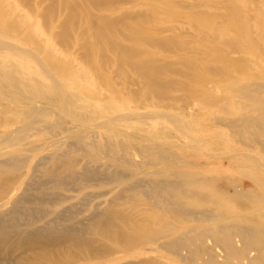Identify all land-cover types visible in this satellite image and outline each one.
<instances>
[{
  "label": "bare ground",
  "instance_id": "6f19581e",
  "mask_svg": "<svg viewBox=\"0 0 264 264\" xmlns=\"http://www.w3.org/2000/svg\"><path fill=\"white\" fill-rule=\"evenodd\" d=\"M158 4L187 6L213 24L205 31ZM185 28L196 40L172 33ZM10 31L34 47L0 42L33 55L31 64L0 56L8 104L0 102V264H264V163L233 145L202 155L237 162V177L187 160L181 152L204 137L171 109L181 98L174 78L142 49L219 57L216 73L250 103L237 117L222 107L215 123L264 153L263 73L233 77L264 62V0H0V34ZM36 34L53 41L42 57ZM188 78L180 90L206 80ZM209 136L225 139L220 130ZM104 183L117 187L91 190Z\"/></svg>",
  "mask_w": 264,
  "mask_h": 264
},
{
  "label": "rangeland",
  "instance_id": "374dc122",
  "mask_svg": "<svg viewBox=\"0 0 264 264\" xmlns=\"http://www.w3.org/2000/svg\"><path fill=\"white\" fill-rule=\"evenodd\" d=\"M156 9L158 10H163V11H169L170 13H175L178 14L180 17L181 22H189L188 18L193 17L194 20H196V24H198L203 30L207 31V23L208 18L205 15H196L195 13H191V11L185 7H171L170 5L167 4H158L157 6L154 5ZM183 6V5H182ZM39 6V8H41ZM219 19H223L222 15L217 16ZM207 20V21H204ZM200 21V22H199ZM206 24H204V23ZM151 23H157V22H150ZM203 23V24H202ZM213 24V22H211ZM185 24V23H184ZM35 22L31 21L27 26H34ZM159 27L163 26H169V27H174V23H157ZM188 25V24H187ZM185 25V26H187ZM140 26V25H139ZM172 33L176 36L179 37L180 39H191V40H196L194 35L189 33L188 31H179V30H172ZM36 40L41 44V49L37 52L39 57H42L46 54L48 51V46L52 44V40L46 38L45 36L41 34H36ZM11 42L14 43V46L24 50V51H29L34 47V41L30 40L29 37H27L26 33L24 32H8L0 34V42ZM205 43V42H204ZM142 49L146 52L145 54L148 55H153L154 58L152 60L153 64L155 66L158 65H165L166 66V72L167 74L170 75V77L173 79L174 78V89H176V96L181 97L177 101L174 102L172 106V110H175L176 112L180 113L182 111L185 112L184 114V121L188 124H190L191 127H193V134L197 137H204L203 143L200 146H197L195 150L193 151H182L181 153L185 154V158L189 161L192 162H200L201 164L205 165L204 167H224V168H229L227 172L230 173L232 177H237V174L232 171L231 168H239L238 163L231 160H225V159H214L212 157L208 156H203V153H213V152H218V151H227L231 148V145L233 147L239 148L243 152L246 153L249 157H253L255 159H258L261 161V163H264V153L260 147H252V146H247V145H241L235 143L231 138L228 137V131L226 128L223 126H220L215 123V120L220 117L221 115H226L223 113L224 110H222V107H226L229 112L227 113L226 116L228 117H237L240 115V113L243 111V106L244 104L247 105L250 103L249 100H243L239 103L238 101V95H236L235 92L232 91V86L227 85L225 83L226 77H224V74H217L216 71L214 70V67H218L220 63L219 57L213 54H203L200 53L196 50L192 49H185L182 51H178L175 53H165V52H158L155 47L149 44H144L142 45ZM53 50L58 51V48L56 46L53 47ZM31 54V53H30ZM0 56L6 57L9 59H15L20 62V59H23L26 61V63L31 64L32 62V57L26 53V52H20L16 50L15 48L12 49H0ZM133 59L129 58L126 61V65L129 64L131 61H134L135 58L132 57ZM137 59V58H136ZM176 60V62H171V64H168L169 60ZM195 59L197 61V66L196 67H191L187 64H185V60H192ZM221 67V66H219ZM126 69L129 70V67L126 66ZM212 69V70H211ZM230 74H235L233 71H229ZM263 73L264 76V62H260L257 65L251 66L250 68L244 69L242 72L238 73L237 76H234V83H240L248 79H254V78H261V74ZM197 75L199 74L200 76H203L206 80L201 83H197L195 86H192L191 89L188 90H180L182 88L181 84L183 83H188L189 78L188 76L190 75ZM187 76V77H186ZM232 83V85H234ZM179 87V88H178ZM195 93H208L211 94L212 97H215L213 101L210 102H203L200 99L195 100L192 98V94ZM183 97V98H182ZM1 104L3 106H7V102L4 100H0ZM192 107V110H184V108ZM160 122L163 125L167 124L164 123L162 120L158 119H150L149 122L155 123V122ZM213 130H220L224 135L225 139L220 140L217 138H212L210 137V133ZM127 141L130 142H138L136 140L132 139H126ZM168 140H172L173 143L175 144H182V146L185 145L184 141H181L179 138L174 137V134H171V137ZM160 141L157 140L156 143H159ZM139 144H146L148 143L147 141H140L138 142ZM184 143V144H183ZM161 144V142L159 143ZM164 146L168 147L172 151H177L180 152L176 146H171L164 143ZM207 160V161H206ZM253 166V165H252ZM112 187H117V183H104L101 187H96L94 189H91L92 191H101L103 189H110ZM64 190H67L69 187L64 186ZM90 190V189H88ZM70 192V191H68ZM72 193H75L71 191ZM83 192H79L77 195L81 194ZM234 264H236V260L233 261ZM14 264V263H12Z\"/></svg>",
  "mask_w": 264,
  "mask_h": 264
}]
</instances>
